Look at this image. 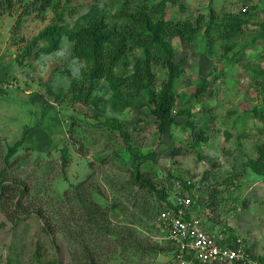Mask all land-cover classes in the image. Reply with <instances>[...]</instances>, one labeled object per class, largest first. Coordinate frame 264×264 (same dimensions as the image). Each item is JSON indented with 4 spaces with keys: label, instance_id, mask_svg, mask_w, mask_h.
<instances>
[{
    "label": "rangeland",
    "instance_id": "374dc122",
    "mask_svg": "<svg viewBox=\"0 0 264 264\" xmlns=\"http://www.w3.org/2000/svg\"><path fill=\"white\" fill-rule=\"evenodd\" d=\"M123 1L0 0V170L8 184L27 188L18 199L0 196V264L54 258L60 264H167L166 250L139 247L168 239L158 227L160 195L131 179L137 162L160 190L174 192L178 176L191 180L195 215L264 264V174L253 170L264 160V39L253 42L263 32L264 0L167 4L166 19L201 23L194 35L167 38L185 71L176 86L175 123L164 132L146 99L128 86L143 55L136 37L124 34L125 53L114 67L119 84L101 78L89 89L94 59H103L110 45L97 47L83 35L76 44L77 35L95 20L122 23L116 11ZM62 9L60 43L43 52L47 41L40 35ZM237 15L248 22L228 37ZM151 69L159 90L167 70ZM203 78L207 89L196 97ZM112 119L125 124L126 142ZM188 120L209 132L196 151L185 147L192 141ZM23 138L7 162L9 148ZM14 200L22 203L17 212ZM94 202L100 210L89 216L84 206Z\"/></svg>",
    "mask_w": 264,
    "mask_h": 264
},
{
    "label": "trees",
    "instance_id": "16d2710c",
    "mask_svg": "<svg viewBox=\"0 0 264 264\" xmlns=\"http://www.w3.org/2000/svg\"><path fill=\"white\" fill-rule=\"evenodd\" d=\"M45 3L49 0H44ZM144 2L143 6H137L139 2ZM149 0H124L122 4L119 5L116 11V16L119 19H123V22L119 25H107L103 24L100 21L95 20L89 29H86L78 34L77 42L80 41V36H86L92 41L93 45L95 44L99 47L103 43L109 44V49L103 59H94L95 62L92 66L91 72L88 75L89 89L92 90L96 81L101 78H106L111 80L113 84L118 85L115 76V65L122 60V56L125 53V38L124 34H127L128 37H136L139 45L143 48V55L138 56L135 64L132 75L129 77L128 86L131 87L133 93H140L147 101L148 106H150L151 112L158 119V128L161 132L166 131L168 127L173 125L176 120L174 115V106L176 102L177 95V83L180 75L185 71L184 67L180 62L175 60V52L172 44L167 39L168 37L184 35L189 37L198 32L199 24L201 23L200 19H197V22H194L190 18L186 19H166V7L169 2H176L177 0H159L156 3H149ZM136 3V7L140 8V12H133L132 5ZM58 19L53 22V24L45 28L40 38L47 41V44L42 47L43 52H51L56 49L60 43L61 37L64 33V24L63 21V9L56 12ZM242 16L237 15L234 22L231 24L229 32L226 34L228 37L236 35L237 31H242V23L244 21L248 22L249 18H242ZM157 18L156 22L152 23V19ZM261 28L263 32L260 35L253 37V42L259 39H264V21L261 22ZM144 35L151 36L148 39H144ZM263 39H262V38ZM76 49H79V44L75 46ZM161 65V67L167 70V79L161 85L159 90L156 89L154 84L155 74L152 72V65ZM116 77V78H115ZM208 85V80L203 78L201 84L197 86V89L193 93L196 97H201L204 95ZM118 89V88H117ZM182 113V110L179 111ZM110 126L113 131H119L120 135L123 136L125 142L130 138V133L128 129H125V124L121 123L118 119H112ZM188 126L191 128V137L192 141L190 144L185 147L187 150H195L203 142L209 140V132L205 127H198L194 121L188 120ZM264 131V128L263 130ZM24 138L17 141L13 146L9 148V151L6 155V161L10 159L19 151L24 143ZM174 153H180V148L173 150ZM67 158V154L64 155V159ZM139 157L137 158V160ZM140 161V160H139ZM139 162L136 163L131 169V179L135 185H138L141 188H145L153 193H158L162 199V206L159 212L173 204V189L163 188L160 190L158 185L149 175V173L143 171ZM256 172L264 174V160H257L254 169ZM4 170H0V196L7 195L8 198L17 199L21 197L27 188L23 187V182H18L16 187L8 184L7 179L3 176ZM179 181L183 184V190L187 192V195L191 196L193 199V207H195L193 193V182L188 184L185 179L178 176ZM19 190V194L11 193L12 190ZM16 210L22 206L21 200L13 201ZM85 210L87 214L92 215L93 211H99V204L93 203V205H85ZM101 207V206H100ZM158 212V213H159ZM17 214V213H16ZM40 215V214H39ZM92 222L96 223V220L93 218ZM211 230H214L213 225H209ZM46 229H48L46 227ZM148 240L143 243H139L141 251L147 253L150 250L155 251H167L170 253V257L174 254L175 246L170 240H166L165 245H160L158 242H153L152 244L147 243ZM226 244L231 247L237 246V239L228 238L225 241ZM138 245V243H137ZM85 246V245H84ZM148 249L150 250H147ZM249 255V250L244 248ZM91 260L95 258L90 255ZM260 260V258H259ZM49 264H60L58 258H54L48 262ZM218 264V263H212Z\"/></svg>",
    "mask_w": 264,
    "mask_h": 264
},
{
    "label": "built area",
    "instance_id": "2783aa9c",
    "mask_svg": "<svg viewBox=\"0 0 264 264\" xmlns=\"http://www.w3.org/2000/svg\"><path fill=\"white\" fill-rule=\"evenodd\" d=\"M174 189L173 204L158 214L160 232L175 246L167 264H263L247 253L240 240L231 247L225 243L223 230H211L195 215L193 199L183 190L181 181L175 182Z\"/></svg>",
    "mask_w": 264,
    "mask_h": 264
}]
</instances>
